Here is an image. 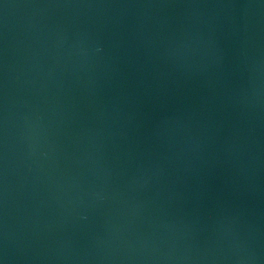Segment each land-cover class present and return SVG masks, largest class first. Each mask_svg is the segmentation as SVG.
I'll use <instances>...</instances> for the list:
<instances>
[{
	"label": "water",
	"instance_id": "95a60500",
	"mask_svg": "<svg viewBox=\"0 0 264 264\" xmlns=\"http://www.w3.org/2000/svg\"><path fill=\"white\" fill-rule=\"evenodd\" d=\"M0 264H264V0H0Z\"/></svg>",
	"mask_w": 264,
	"mask_h": 264
}]
</instances>
